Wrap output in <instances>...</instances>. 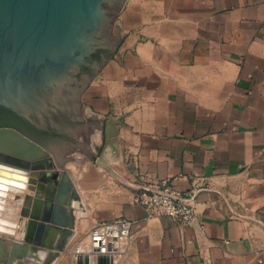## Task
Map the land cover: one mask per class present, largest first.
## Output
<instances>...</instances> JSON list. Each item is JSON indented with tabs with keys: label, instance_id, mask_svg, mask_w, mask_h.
I'll return each mask as SVG.
<instances>
[{
	"label": "crops",
	"instance_id": "1",
	"mask_svg": "<svg viewBox=\"0 0 264 264\" xmlns=\"http://www.w3.org/2000/svg\"><path fill=\"white\" fill-rule=\"evenodd\" d=\"M116 26L114 54L83 89L101 146L72 178L83 208L52 264H83L74 245L118 216L133 221L122 264H264V0H124ZM164 179L204 188L194 225L134 202ZM28 187L0 209L16 227Z\"/></svg>",
	"mask_w": 264,
	"mask_h": 264
},
{
	"label": "water",
	"instance_id": "2",
	"mask_svg": "<svg viewBox=\"0 0 264 264\" xmlns=\"http://www.w3.org/2000/svg\"><path fill=\"white\" fill-rule=\"evenodd\" d=\"M115 1L107 33L110 51L84 88L117 48L120 34L111 31L124 0H0V106L29 118L49 102L57 103L80 59L75 52H88L98 41ZM78 139L75 146L46 147L15 127H0V203H10L14 185L20 198L23 175L29 181L37 178L41 190L34 201L27 197L17 240L11 245L0 241V264H52L65 250L75 232V208H83L74 181L82 162L101 146V125L87 122ZM5 230L0 226V233Z\"/></svg>",
	"mask_w": 264,
	"mask_h": 264
},
{
	"label": "built area",
	"instance_id": "3",
	"mask_svg": "<svg viewBox=\"0 0 264 264\" xmlns=\"http://www.w3.org/2000/svg\"><path fill=\"white\" fill-rule=\"evenodd\" d=\"M203 187L183 190L167 179L140 187L133 200L144 207L149 218L168 216L183 226L196 223L197 196ZM133 221L118 216L95 222L85 237L73 249L77 261L83 264H122L129 248Z\"/></svg>",
	"mask_w": 264,
	"mask_h": 264
},
{
	"label": "flooded vegetation",
	"instance_id": "4",
	"mask_svg": "<svg viewBox=\"0 0 264 264\" xmlns=\"http://www.w3.org/2000/svg\"><path fill=\"white\" fill-rule=\"evenodd\" d=\"M116 6L117 2L115 1L107 11L104 30L98 36V41L88 52L82 53L79 50L75 52V55L80 56V59L75 64L72 77L67 80L66 86H64L60 100L57 103L49 102L44 109L39 113H32L29 118L16 112L13 116H9L21 129L36 136L38 138L36 140L46 147L59 145L62 142L78 145V135L83 126L91 121L84 117L83 88L86 80L94 74L97 64L108 56L112 41L107 33L110 17L114 16ZM22 132L24 133V131Z\"/></svg>",
	"mask_w": 264,
	"mask_h": 264
},
{
	"label": "bare ground",
	"instance_id": "5",
	"mask_svg": "<svg viewBox=\"0 0 264 264\" xmlns=\"http://www.w3.org/2000/svg\"><path fill=\"white\" fill-rule=\"evenodd\" d=\"M28 179H29V176L23 175V178L21 180H23L22 183L24 184V187H25V182ZM28 182H29V185H31L33 187V188H31L30 186L28 187L29 192L31 193L30 196H31L32 199H35V197H37L39 195V193H40L39 191H41L40 188H39L38 180L36 178V181L35 182L34 181H29V180H28ZM17 188H18V186L16 187V185H14L13 189L9 191V194L12 195V196L13 195L15 196L16 193H17V191L15 189H17ZM23 188L21 189V191H23ZM34 193H35V196L33 195ZM8 198L12 199L11 197H8ZM9 201L10 202H13V200L12 201L9 200ZM12 205H14V204H12V203H3V204L0 203V206L1 207H4L3 208L4 210L7 209L8 207L12 206ZM13 208L15 209V207H13ZM21 216L23 217V214L22 213H21ZM22 217H21V219H22ZM8 219L9 218L6 217V216L0 217V226L6 228V230H7V231L5 230L6 232L1 231L0 234L1 235H4V236H8V237H13V236L14 237H17L19 235L18 227H19V223H20L21 219H19V221L17 222V227L14 224L15 222H10V220H8ZM14 228H17V229L14 231Z\"/></svg>",
	"mask_w": 264,
	"mask_h": 264
},
{
	"label": "trees",
	"instance_id": "6",
	"mask_svg": "<svg viewBox=\"0 0 264 264\" xmlns=\"http://www.w3.org/2000/svg\"><path fill=\"white\" fill-rule=\"evenodd\" d=\"M15 114L14 111H12L11 109H8L6 107L0 106V126H12V127H16L17 129L24 131V133L30 135L32 138L34 139H38L36 138V136L31 135L30 133L26 132L25 130L21 129L20 126H18V124L14 121V119H11V117L9 116H13ZM39 141V140H37Z\"/></svg>",
	"mask_w": 264,
	"mask_h": 264
},
{
	"label": "rangeland",
	"instance_id": "7",
	"mask_svg": "<svg viewBox=\"0 0 264 264\" xmlns=\"http://www.w3.org/2000/svg\"><path fill=\"white\" fill-rule=\"evenodd\" d=\"M116 28H117V26H116V16H115V18H114V22H113V26H112V31H111V33L112 34H114L115 32H116ZM103 132V131H102ZM102 135H103V133H102ZM89 164H90V160L89 161H85V162H82V164H81V166H80V169H79V173H78V175L79 176H81V174H83L86 170H87V168H88V166H89ZM82 196V195H81ZM83 199H84V196L82 197V201H83ZM80 212V211H79ZM84 214V212H81V213H79V216H82ZM74 243V242H73ZM72 245H74V244H72ZM72 245H71V247H72ZM75 246V245H74ZM74 248V247H73ZM70 249V248H69Z\"/></svg>",
	"mask_w": 264,
	"mask_h": 264
}]
</instances>
